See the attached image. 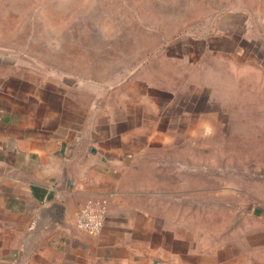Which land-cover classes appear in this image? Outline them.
<instances>
[{"label":"crops","instance_id":"0c3cea01","mask_svg":"<svg viewBox=\"0 0 264 264\" xmlns=\"http://www.w3.org/2000/svg\"><path fill=\"white\" fill-rule=\"evenodd\" d=\"M198 4L200 18L185 13L183 22L201 33L189 28L179 40L200 42L211 60L231 57L237 79L264 73V0L169 6ZM126 83L101 93L0 76V264H264V196L249 222L210 241L206 229L146 207L136 187L137 157L162 130L187 134L191 122L223 113L212 87L187 84L178 98L142 79ZM95 202L104 203V223L88 236L75 219Z\"/></svg>","mask_w":264,"mask_h":264},{"label":"rangeland","instance_id":"374dc122","mask_svg":"<svg viewBox=\"0 0 264 264\" xmlns=\"http://www.w3.org/2000/svg\"><path fill=\"white\" fill-rule=\"evenodd\" d=\"M170 3L185 0H0V76L101 93L142 79L178 98L187 84H209L223 113L191 122L192 134L162 130L132 172L146 207L206 229L211 241L249 222L264 196V73L237 79L231 57L211 60L200 42L179 40L189 28L201 33L183 21L203 9Z\"/></svg>","mask_w":264,"mask_h":264},{"label":"built area","instance_id":"2783aa9c","mask_svg":"<svg viewBox=\"0 0 264 264\" xmlns=\"http://www.w3.org/2000/svg\"><path fill=\"white\" fill-rule=\"evenodd\" d=\"M104 218V203L95 202L79 209L75 219V227L82 234L95 236L100 233Z\"/></svg>","mask_w":264,"mask_h":264}]
</instances>
